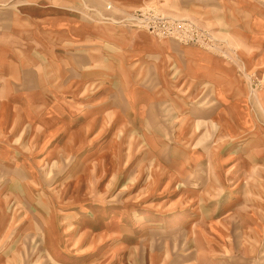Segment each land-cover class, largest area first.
<instances>
[{
	"label": "rangeland",
	"instance_id": "1",
	"mask_svg": "<svg viewBox=\"0 0 264 264\" xmlns=\"http://www.w3.org/2000/svg\"><path fill=\"white\" fill-rule=\"evenodd\" d=\"M83 2L84 24L115 29L116 54L137 35L196 47L231 71L227 91L238 94L219 111L213 94L198 96L211 111L199 120L189 105L163 104L148 120L155 124L137 132L123 123L117 74L130 64L122 59L117 110H106V96L83 105L81 127L62 129L73 142L43 158L40 144L27 142L43 127L22 125L25 105L2 103L0 145L15 158L0 160V264H264V0H219L239 24L173 13L168 0ZM38 82L62 85L24 78L13 89Z\"/></svg>",
	"mask_w": 264,
	"mask_h": 264
},
{
	"label": "crops",
	"instance_id": "2",
	"mask_svg": "<svg viewBox=\"0 0 264 264\" xmlns=\"http://www.w3.org/2000/svg\"><path fill=\"white\" fill-rule=\"evenodd\" d=\"M83 1H0V110L2 103L26 106L29 119L23 120L22 125L43 127L42 133L27 135V142L40 144L37 149L43 150L41 158L48 153L56 157L62 155L66 148L63 143L73 142L66 129H62L81 127L83 105L93 108L106 96V110H117L114 100L117 76H120L118 79L123 86L121 109L124 126L137 132L155 124L148 120L159 118L153 112L161 111L163 104L189 105L190 108L186 109L190 110L189 117L199 120V114L209 117L211 111L202 107L204 102L194 103L198 96L208 92L213 94L218 105L216 111H219L226 108L233 92L238 94L237 89L227 91L228 79L234 78L231 71L218 65L214 56L196 47L132 34V40L138 39V42L126 48L122 56L116 54L115 29L92 22L84 24V18L78 12H83ZM218 2L168 0L165 5L170 6L173 13L183 11L208 21L212 18L216 22H227L228 18L234 17V23L239 24V19H235L237 13H228L225 6L219 7ZM20 20L29 25L20 27ZM30 20L36 22L32 24ZM32 27H36L41 34L33 32L32 37ZM100 33L105 36V51L98 50ZM24 36L28 40L26 45L20 43ZM55 39L59 43L53 42ZM122 59L129 61V68L115 76V63ZM100 63L106 64V71L100 69ZM24 78L58 79L62 85L50 88L38 82L25 93L14 90L18 80ZM23 95H26L25 98ZM231 100L232 103L233 98ZM51 128L58 133H49ZM13 158L14 152L0 145V160Z\"/></svg>",
	"mask_w": 264,
	"mask_h": 264
},
{
	"label": "built area",
	"instance_id": "3",
	"mask_svg": "<svg viewBox=\"0 0 264 264\" xmlns=\"http://www.w3.org/2000/svg\"><path fill=\"white\" fill-rule=\"evenodd\" d=\"M163 21V20H162ZM167 22L169 23V24H167L168 25V27H169V29L171 30V28H173L174 27V25H175V22L173 23V22H171L170 23V21H168L167 20ZM161 23V22H160ZM163 23V26L165 27L166 26V24H164V22H162Z\"/></svg>",
	"mask_w": 264,
	"mask_h": 264
}]
</instances>
